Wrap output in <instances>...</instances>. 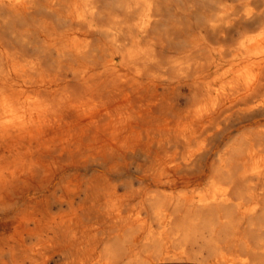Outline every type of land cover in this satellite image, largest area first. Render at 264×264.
Masks as SVG:
<instances>
[{
    "label": "bare ground",
    "instance_id": "1",
    "mask_svg": "<svg viewBox=\"0 0 264 264\" xmlns=\"http://www.w3.org/2000/svg\"><path fill=\"white\" fill-rule=\"evenodd\" d=\"M0 264H264V0H0Z\"/></svg>",
    "mask_w": 264,
    "mask_h": 264
}]
</instances>
